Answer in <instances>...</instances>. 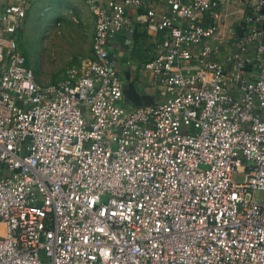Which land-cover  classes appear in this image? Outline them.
Masks as SVG:
<instances>
[{
  "label": "built area",
  "instance_id": "built-area-1",
  "mask_svg": "<svg viewBox=\"0 0 264 264\" xmlns=\"http://www.w3.org/2000/svg\"><path fill=\"white\" fill-rule=\"evenodd\" d=\"M240 1L86 0L93 57L49 83L28 0L0 3V264H264V0ZM140 31L163 98L129 108L111 51Z\"/></svg>",
  "mask_w": 264,
  "mask_h": 264
},
{
  "label": "rangeland",
  "instance_id": "rangeland-1",
  "mask_svg": "<svg viewBox=\"0 0 264 264\" xmlns=\"http://www.w3.org/2000/svg\"><path fill=\"white\" fill-rule=\"evenodd\" d=\"M6 2L10 1L0 0ZM92 16L86 0H28L20 43L41 81L59 80L69 68L80 69L93 57ZM50 20L55 24L60 20L61 24L48 26ZM32 28L36 29L38 40L25 42L23 37L29 36Z\"/></svg>",
  "mask_w": 264,
  "mask_h": 264
},
{
  "label": "crops",
  "instance_id": "crops-1",
  "mask_svg": "<svg viewBox=\"0 0 264 264\" xmlns=\"http://www.w3.org/2000/svg\"><path fill=\"white\" fill-rule=\"evenodd\" d=\"M13 2L15 0H9ZM89 6V5H88ZM151 7H155L160 11H167L168 7L163 2H156L151 5ZM90 8V7H89ZM91 10V9H90ZM140 11H144L141 9ZM92 12V11H91ZM133 13L136 10H132ZM245 12L244 3L240 0H231L227 7V22L232 23L236 20H239L243 17V13ZM93 14V12H92ZM95 15L93 14L92 17ZM93 35L95 33L96 20L93 18ZM29 23V22H28ZM27 23V24H28ZM49 25H54V21H48ZM60 20H56V24L60 25ZM31 28V26H30ZM22 29V28H21ZM30 29V35L23 37L25 42H37L38 34L35 33L34 28ZM21 31V30H20ZM33 33V34H32ZM159 33L151 32L147 33L146 31H140L135 36V43L131 45L130 42L123 41L120 39V42L115 43V47L111 51V58L113 60V64L116 66L118 71L120 72L123 79V87H124V100L123 104L126 107H134L136 106L134 102L127 97V94H137L141 96V102H156L160 100L161 97L159 95V89L157 86L153 85V77L152 74L145 69L146 60L151 56L153 49L157 46V42L159 40ZM19 43H20V32H19ZM21 45V43H20ZM22 47V46H21ZM92 48H93V38H92ZM223 49H229V47L225 46ZM224 52L220 54L223 56Z\"/></svg>",
  "mask_w": 264,
  "mask_h": 264
},
{
  "label": "water",
  "instance_id": "water-1",
  "mask_svg": "<svg viewBox=\"0 0 264 264\" xmlns=\"http://www.w3.org/2000/svg\"><path fill=\"white\" fill-rule=\"evenodd\" d=\"M127 97L130 98L135 105H140L142 102H141V96L140 95H137V94H127Z\"/></svg>",
  "mask_w": 264,
  "mask_h": 264
}]
</instances>
